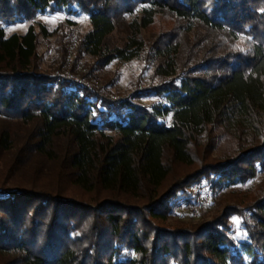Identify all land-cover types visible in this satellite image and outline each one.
<instances>
[{"label":"trees","instance_id":"16d2710c","mask_svg":"<svg viewBox=\"0 0 264 264\" xmlns=\"http://www.w3.org/2000/svg\"><path fill=\"white\" fill-rule=\"evenodd\" d=\"M65 9L91 24L70 72L66 54L59 72L37 71L39 35L52 34L45 25L9 36L0 26V264H264V0H0V21ZM125 14L127 37L114 45ZM161 14L176 27L147 48L143 32ZM199 27L204 34L190 37ZM83 54L101 67L144 55L162 80L115 97ZM214 127L230 130L235 146L210 163ZM45 161L58 163L56 186L68 180L109 198L91 205L1 180ZM180 167L192 171L161 194ZM235 185L250 186L244 203L190 227L157 223L183 201L196 210L207 190ZM232 216L246 238L231 237Z\"/></svg>","mask_w":264,"mask_h":264},{"label":"rangeland","instance_id":"374dc122","mask_svg":"<svg viewBox=\"0 0 264 264\" xmlns=\"http://www.w3.org/2000/svg\"><path fill=\"white\" fill-rule=\"evenodd\" d=\"M115 4V5H114ZM113 7L122 8L119 3H114ZM77 9V8H74ZM132 17L128 14L124 15L123 21L118 23V28L112 35L110 41L114 45L121 44L127 37L128 24ZM33 24L36 29L40 30V25H45L52 34L48 37H44L42 34L38 38L37 56L35 64L37 71L40 73L54 74L61 69L63 55H67L68 65L62 67L64 70H69L75 59V46L79 43L81 38L91 29L90 19L87 14L82 11H44L39 12L33 19H20L15 21H0V26L5 28L6 35L9 36L13 33L23 34L27 31L29 26ZM177 20L170 14H161L156 18L155 23L143 32V36L146 43L149 45L153 43L156 37L168 29L176 27ZM183 25V24H181ZM204 34L203 28H197V30L189 33L190 37L197 35L201 37ZM67 49L68 52L63 50ZM82 66H93L91 74L96 77V82L103 86V91L107 94H112L115 97L129 96L134 94L137 90H140L148 86L151 82L157 84L161 82V78L154 74V65L151 61L141 55L139 57L123 60L115 59L110 64L101 67L95 64L94 58L89 55H84L80 59ZM80 65V64H79ZM82 66H78L77 69H81ZM70 72V70H69ZM157 100L153 96H144L141 101L144 104H151ZM14 128L18 125L15 123H3ZM213 129V130H211ZM208 130L210 136L216 137V150L210 155V163L223 161L233 153L235 138L233 133L229 130H224L223 127H214ZM234 132V129H231ZM20 136L16 138L18 140ZM62 152H66V144L62 143L59 146ZM203 151L199 152L202 154ZM55 161H45L33 166L30 164L28 168H22L21 170L14 171L13 174H7L8 177H3L2 181H9L12 187L28 188L32 185L35 188H45L53 193L56 190L65 199L85 200L91 205H97L104 202L109 198V194L102 190L86 193L76 186H72L68 180L63 181L62 186H56L54 179V173L57 168ZM195 165L192 168H198ZM192 171V170H191ZM188 168L180 167L172 173L165 181L161 188V194H164L166 190L175 182V177H183V175L189 174ZM53 175V176H52ZM257 177L253 185L254 188L259 187V178ZM10 179V180H9ZM264 185V181H262ZM8 184V185H9ZM250 186H229L212 193V190L205 189L203 193V205L196 210L187 208L185 202L175 209V212L169 215L167 218H162L157 223L161 227L165 228H177V227H190L207 221L212 217L221 214L226 208L238 203H244L246 199V193ZM194 192V191H193ZM196 193V192H195ZM194 193V194H195ZM128 203L134 204L138 200L126 199ZM125 201V202H126ZM141 202H139L140 204ZM232 228L230 235L234 240H242L247 236V230L244 228L238 216H232L231 218ZM78 233H76L77 235Z\"/></svg>","mask_w":264,"mask_h":264}]
</instances>
